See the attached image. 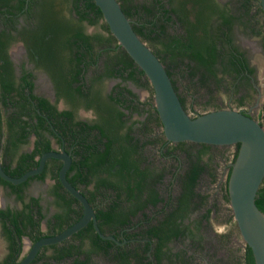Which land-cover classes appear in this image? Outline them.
<instances>
[{"label":"flooded vegetation","instance_id":"1","mask_svg":"<svg viewBox=\"0 0 264 264\" xmlns=\"http://www.w3.org/2000/svg\"><path fill=\"white\" fill-rule=\"evenodd\" d=\"M214 1L223 8L220 12L222 14L214 13L209 22L211 38L215 40L217 47L214 72L217 76L218 73L230 74L236 80L242 81H245L247 77L258 100L260 91L254 81L256 66L251 54L258 55L261 47L255 44L253 52L246 42L238 43L233 35V27L240 18H237L236 13L224 3ZM63 4L66 9L71 7L69 3ZM70 5H72L71 2ZM41 10L40 0H0V39L4 45L6 44L7 55L11 61L15 79L14 91L22 90L24 95L20 105L17 106L18 114L16 113L21 118V127L20 131L15 129V132H11L8 122H11V115L15 112L16 106L10 104V99H8L9 103H3L0 99V112L3 118L0 130L2 167L5 165L12 169L19 161L25 172L37 166L43 152L65 150L70 155V164L65 173L70 183L77 187L87 199L93 198L92 193H95L94 198H118V209L122 215L127 216L129 212V219L128 221L125 219L127 222L118 228V239L115 240L121 249L145 247L147 252L165 251L161 264H172L175 261L176 264H185L183 250L187 248L193 250L194 246L198 248L203 238V223L199 222V218L204 212L198 216L199 207L192 208L194 202L198 203L199 198H204L197 190V183L203 170L189 196L186 195L184 184L188 168H193L189 160H196L197 151L204 142L183 141L179 144L180 141L168 140L163 130L160 133L151 130V117L154 115L157 119L160 120V118L155 104H151L147 97L141 96L142 91L147 89L142 82L150 83V81L144 72L140 73L139 67L129 66L121 69L120 64L115 63L118 59V53L115 50L111 49L108 56L104 46L97 47L93 44L92 51L98 56L96 62L91 63L89 53H86L85 59L75 65L74 45L71 43V50L68 44L73 39L70 37L74 32L72 28L67 31L70 39L65 42L60 58L62 66L58 75L61 78L57 77L63 80L65 86L58 85L56 83L58 79L52 76L34 50L36 35L43 23L39 18ZM66 14L74 17V10L62 13L63 20H60L65 23L63 25L74 27L76 24L74 18L70 21L66 18ZM133 17H129L131 22L135 21ZM225 17L230 18V25L222 24ZM82 23V30L85 33L103 31L102 25L95 30L88 28L95 24L85 19ZM171 26L174 24L169 25ZM168 69L174 80L171 67L168 66ZM43 105H48V109ZM105 107L107 110L117 112L116 117L111 119L109 124L101 116V109L105 110ZM106 115L105 111L104 116ZM76 121L84 125H101L105 134L103 133L99 152L105 150L106 142H111L112 147L122 148L120 155H126L127 160L130 161V176L122 174L123 176L118 177L102 170L94 174L90 173L93 170L96 153H92L86 163L78 161L81 156L77 152L81 150L78 143L74 142V134L76 132L78 136L79 129L74 124ZM86 131L84 134L87 139L95 141L100 137L97 127L86 129ZM13 138L18 139L14 149L11 146ZM188 142L192 145L186 147ZM156 151L161 154L159 160L162 162L152 161ZM173 157L176 158L174 164L167 162ZM200 158L202 160L200 162H204L203 156ZM62 162L61 158L49 156L39 172L29 175L20 182L12 183L4 178L10 183L0 180V198L9 197L20 202L19 207H14L12 201H0V210L32 207L37 212L35 216L40 215L38 227L43 235L58 233L76 221L75 219L82 215V205L80 201L72 199L76 197L63 186L59 179V168ZM108 185L111 187L117 185L119 188L110 190ZM126 187H132V189ZM33 198L36 201H33ZM177 198H192L193 205L190 206V211L186 215L176 219L179 231L176 236L171 237L170 223L165 222V217L173 208V204H177ZM102 201L104 205L107 203L106 199ZM90 204L95 212L98 206L93 202ZM75 209L78 213H75ZM133 210H135L134 213H132ZM195 212L196 217L193 216ZM90 221L92 222L91 219L88 222ZM149 224L151 227H158L159 237L154 234L151 243L146 245L144 242L147 238L140 230ZM9 227L11 225L0 214L1 235L4 236L7 245L5 254L0 257V264H5L10 253L7 231ZM189 229L192 230V234L189 233ZM75 232L52 244L78 243L79 239L73 237ZM113 232L102 233L114 236ZM24 236L33 242L26 233H23L20 238L16 237L21 247L15 260H20L24 256L22 255ZM83 241L86 247L88 240L83 239ZM47 245L48 248L45 249L53 250L50 244ZM9 259L10 257L7 260ZM151 264H155L152 254Z\"/></svg>","mask_w":264,"mask_h":264},{"label":"trees","instance_id":"2","mask_svg":"<svg viewBox=\"0 0 264 264\" xmlns=\"http://www.w3.org/2000/svg\"><path fill=\"white\" fill-rule=\"evenodd\" d=\"M70 2L72 5H70ZM119 2L121 8L128 17H135V21L132 22L133 28L141 38L151 41V45L153 46H151L152 50L164 63L170 77L171 73L168 69V65L179 66L180 64L184 66V70L187 74L191 77L197 76L198 79L196 80H200L201 83L206 79L216 77L214 64L217 60V47L215 40L211 38L209 22L211 16L214 15V13L222 12L223 8L216 4L214 0H119ZM40 3L42 5V10L39 18L43 23L40 31L36 35L34 50L38 53L39 59L44 62L45 67L48 68L53 77H59V70L62 66V64H60L62 49L65 42L70 39L68 38L67 31L71 28L74 32L69 36L73 39L68 42V44L71 50V43L74 45L73 59L75 65H78L82 59H85L86 53H89V61L91 63L96 62L98 56L94 55L92 51L93 44H96L97 47L104 46V50L108 52V56L111 49L115 50L118 53V59L115 60V57L113 59L116 61L115 63L120 64L121 69H125L129 66L138 67L110 32L107 23L103 19L102 12L94 0H40ZM61 3H69V6H71L69 7V11H72V9L74 10V17H72L75 20L74 23H76L74 27L63 25L65 24L61 22L63 17L57 15V5ZM242 7L246 8L245 10L248 11V6L246 4H243ZM142 16L148 18L143 17L142 19ZM84 19L93 24L99 23V19H102L100 24L102 25L103 32L97 31L91 34L83 32L82 21ZM173 24V31L171 32L168 30V26ZM222 24L230 25V18L225 17ZM2 42V39H0V99L3 103H9L8 99H10V104L16 106L15 112L11 115V122H8L11 132H15V129L20 131L21 127V118L19 115H16V113L18 114L17 106L20 105V101L24 95L22 90L14 91V73L12 71L11 61L7 55L6 44L4 45ZM32 53L34 54V51ZM142 72L143 70L140 69V73ZM59 78H57L58 80H56V83L64 87L65 84L63 80ZM171 80L174 88L177 90L175 81L172 78ZM66 83L69 84L68 82ZM179 98L183 107L186 109L184 99L180 95ZM43 107L48 109V105H43ZM105 111L108 115H106V117L104 116ZM116 114V111L107 110L106 107L105 110L104 108L101 109V116L104 117V120L108 124L111 119L116 117ZM2 121V113L0 112V130ZM74 124L79 128L78 136L76 132L74 134V142L78 143L81 150H77V154L81 156L78 161L86 163L88 157L92 153H96V158L93 161V170L90 171V173L94 174L102 170L110 175L118 177L122 174L130 176V161L127 160L126 155H120L122 148H119V146L112 147L111 142H106L105 150L99 152V145L102 143V137L105 134L100 124L84 125L79 121H76ZM94 127H97L99 130L100 137L92 141L87 139L84 133L87 132L86 129H93ZM16 141H18V139L13 138L11 142L13 149L17 145ZM182 143L183 141L179 142V144ZM210 145L211 144L201 143V147L197 151L196 160H189V164L192 163L193 168H188L187 179L184 184L187 196L191 194L200 172L206 170L207 162L204 161L201 163L200 161L202 160L200 157L208 151ZM235 145L236 149L233 153L232 161H234L236 157L239 143L237 142ZM178 146L181 147V145ZM3 168L8 174L14 176H18L24 172V168L21 167L19 161H17L16 166L12 169H9L5 165H3ZM230 171L231 166L228 168L226 183ZM0 180L7 182L1 177ZM11 185L14 186V184ZM108 187H110V190L119 188L117 185H113L112 187L108 185ZM126 188L132 189V187ZM94 196L95 193H92L93 198H88V200L98 206L97 210H95V215L100 231L105 233L114 231V237L118 239V228L128 221L129 212H127V216L122 215L118 209V198H94ZM72 199L77 201L76 198ZM102 199L107 200L105 205ZM199 199V202H194L193 205L192 198H177V204H173V208L165 217V222L167 221L170 223L169 231L171 237L176 236L179 231L177 229L176 219L186 215L187 212L190 211L191 205H193L192 208L202 205L205 198ZM33 201H36L35 198H33ZM255 203L260 210L264 211V178L257 190ZM134 212L135 210L132 211V213ZM36 213L37 212L32 207L18 210H0L1 216L11 225V227L7 228L9 233L8 240H10V253L8 258L10 257V259L7 260V258L4 262L5 264H17L19 261V259H15L17 253L20 251L21 245L20 242L16 240V237L20 238L23 233H26L34 241L44 236L38 227L40 215L37 217L35 216ZM75 213H78L77 209H75ZM209 213L210 208H206L201 218H199V222L207 218ZM125 219H127V221H125ZM188 231L192 234L191 229ZM140 232L147 238L146 242H144L146 245L151 243V238L154 234L159 237L157 233L158 227H151V224L142 227ZM73 237L79 239V242L65 245L50 244L49 246H52L53 250L48 255L43 252L45 248H48V245L42 246L28 264H58V262L64 260H69V264H102L96 260L98 256L106 258L105 260L107 262L104 264H151V254L155 260V264H161V259L165 253V251L159 250L147 252L145 247L142 249H136L135 247L121 249L120 246L115 243L114 239L101 237L94 229L91 221L75 232ZM83 239L88 240V245L86 247L84 246ZM242 257L244 264H255L252 250L246 243L244 245ZM183 260L185 264H188V259L186 260V258H183ZM175 262H172V264H176Z\"/></svg>","mask_w":264,"mask_h":264},{"label":"water","instance_id":"3","mask_svg":"<svg viewBox=\"0 0 264 264\" xmlns=\"http://www.w3.org/2000/svg\"><path fill=\"white\" fill-rule=\"evenodd\" d=\"M103 19L118 43L141 68L151 83L155 107L165 137L171 141H193L209 144L239 143L227 181L229 203L239 232L252 250L255 264H264V211L255 203L257 190L264 177V128L248 112L233 108H218L191 116L183 107L164 63L132 26L131 19L119 0H94ZM264 14V0H259ZM49 156L63 160L59 179L80 201L82 215L58 233L44 235L31 242L28 251L17 264H28L38 250L47 244L63 240L83 227L90 219L101 237L115 239L100 231L93 206L86 196L66 178L70 155L65 151L42 153L36 167L19 176L6 173L0 163V176L12 183L20 182L39 172ZM117 241V240H116Z\"/></svg>","mask_w":264,"mask_h":264},{"label":"rangeland","instance_id":"4","mask_svg":"<svg viewBox=\"0 0 264 264\" xmlns=\"http://www.w3.org/2000/svg\"><path fill=\"white\" fill-rule=\"evenodd\" d=\"M218 1L228 6L240 18L233 27V35L236 37V41L238 43L240 41L246 42L247 46H251L253 52L255 51V44L261 47L258 55L251 54L256 66L254 81L259 86L260 91L258 100H256V92L252 91L251 82L247 77L245 81H242L236 80L230 74L218 73L215 78L206 79L201 83L200 80H196L198 79L197 76L191 77L187 74L182 64L179 66L168 65L173 73L178 96L180 95L184 99L186 111L191 116L218 108H233L248 112L264 128V14L260 2L259 0ZM243 4L248 6V11L242 7ZM64 6L63 3L57 5L58 16L63 17L62 13H68L69 9ZM143 17L148 18L142 16V19ZM66 18L70 21L73 19L69 14H66ZM133 18L135 19V17ZM100 23L101 20L99 19V23L88 26V28L98 30ZM172 28L173 26H168L169 31ZM144 41L150 47L152 46L150 40ZM142 83L147 89L142 91L141 96L147 97L151 104H155L151 83L146 81ZM39 84L41 83L39 82ZM98 89L100 91V88ZM151 130L157 133L163 130L161 121L154 115L151 117ZM158 136L162 138L161 135ZM186 145L188 147L192 143L188 142ZM235 149V143L211 144L208 151L203 155L207 166L198 180L197 190L199 194L205 196V200H203V205L199 206L197 214L199 216L205 212L206 208H210V213L207 219L202 220V244L198 245V248L194 246L193 250L189 248L183 250L184 258L188 259V264H244L242 255L245 241L233 217L226 190V175L230 162H233L231 160ZM160 155L157 151L154 152L152 161L162 162L159 160ZM167 162L174 164L176 158L173 157ZM5 200L12 201L14 207L20 206V202L14 198H0L1 202ZM193 216L196 217V212ZM30 244V239L24 236L22 255L28 251ZM6 250L7 245L4 236L1 235L0 228V257L5 254ZM51 251V249L43 250L46 255L50 254ZM105 259L102 256L96 257V260L102 264L107 262ZM58 264H69V260L60 261Z\"/></svg>","mask_w":264,"mask_h":264}]
</instances>
